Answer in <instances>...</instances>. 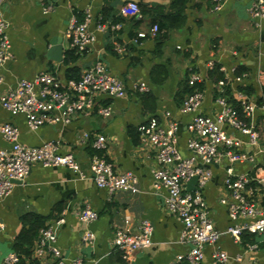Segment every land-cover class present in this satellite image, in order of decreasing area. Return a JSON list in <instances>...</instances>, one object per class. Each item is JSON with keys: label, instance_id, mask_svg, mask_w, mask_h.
Wrapping results in <instances>:
<instances>
[{"label": "crops", "instance_id": "0c3cea01", "mask_svg": "<svg viewBox=\"0 0 264 264\" xmlns=\"http://www.w3.org/2000/svg\"><path fill=\"white\" fill-rule=\"evenodd\" d=\"M127 1L3 0L0 4V14L8 24L6 32L10 42V57L0 69L4 78L0 93L20 79H33L39 72H47L61 81L78 80L97 61L111 74L122 78L127 92L126 96L117 98L97 95L100 105L110 107L109 116L96 111L90 115L76 113L70 124H45L36 129L26 124L23 115L11 116L0 106V122L17 127L21 144L33 147L57 140L58 153L73 155L78 164V169L72 170L66 166L33 163L25 181L15 183L10 194L0 201L3 227L0 231V264L13 251L22 218L31 213L46 217L45 225L52 226L56 234L54 244L65 264H72L76 259L81 260V264H169L188 247L178 242L181 222L163 207L165 191L161 189L155 193L153 190L150 169L156 161L152 151L140 146L138 134L135 135L136 126L152 115L171 111L180 126L179 148L183 155H189L186 123L191 114L180 112L182 100L195 90L202 91L200 112L210 116L218 112L215 103L217 78L206 68L209 60L214 62L215 68H225L221 78L231 79L233 68L236 74L247 72V79L236 86L262 101L264 19L258 26L254 24L248 12L249 0H223L217 11L211 0H188L181 26L162 31V36L157 32L153 37L137 41L134 38L138 31L159 25L161 20L154 10L146 14L140 11L136 17L124 15L122 6ZM137 1L139 6L157 5L163 13L170 11L171 0ZM86 8L91 13L89 29L95 31L96 39L86 52L78 53L69 45L67 28L72 17L83 21ZM176 20L174 18L172 23ZM97 22L107 24V29L97 31ZM115 23L120 29L109 28V24ZM116 46L125 47V53H117ZM159 65L162 66L159 70L151 72ZM193 73L202 75L204 81L189 85L188 79ZM139 82H143L148 91L135 88ZM186 86L191 92L181 98L182 94L178 93ZM227 90L231 92L230 87ZM261 115L264 117V110L258 109L252 118L258 131ZM83 132L90 133V138L80 142ZM228 132L246 143V135L230 128ZM94 134L106 136L105 149L97 151L91 146ZM8 147L0 135V149ZM93 153L104 154L115 169L132 171L137 176L140 191L135 194L115 192L108 197L107 191L92 180L89 158ZM211 168L212 178L202 191L215 228L223 232L218 245L230 255L226 264H264V232L243 231L238 239L224 232L232 224L224 203L230 195L223 184L226 162ZM257 168L264 177L263 153L256 156L254 163L233 165L235 177L246 174L252 178ZM250 187L251 200L264 209V181L255 180ZM189 189L192 190V186ZM57 204H60L59 211L55 208ZM85 205L98 213L96 220L82 222L78 219L76 212ZM124 218L133 222L147 219L153 224L151 243L133 252L128 260H124L112 244L114 229ZM59 219L62 221L57 222ZM86 232H91L93 238L86 239ZM250 245L254 247L249 248ZM213 249L214 246L206 247L203 264H210ZM237 255L242 257L241 261L235 260ZM35 260L39 264L52 262L46 255Z\"/></svg>", "mask_w": 264, "mask_h": 264}, {"label": "built area", "instance_id": "2783aa9c", "mask_svg": "<svg viewBox=\"0 0 264 264\" xmlns=\"http://www.w3.org/2000/svg\"><path fill=\"white\" fill-rule=\"evenodd\" d=\"M3 0H0V4ZM215 11L222 7L223 0H211ZM249 16L256 26L264 19V0H249ZM124 15L136 17L140 13L137 0H128L122 6ZM91 13L88 8L84 11V19L79 22L72 17L67 28L69 45L78 53L86 52L94 43L95 31L89 29ZM7 22L0 14V69L10 57V42L7 35ZM112 30L120 29L118 23L109 24ZM107 24L97 22L96 30L105 31ZM158 32V25H151L146 30L136 33L134 41L153 37ZM114 50L125 53L123 46H116ZM206 68L213 70L214 62H206ZM217 70L224 75L225 68L218 66ZM231 79L224 77L215 82V103L218 112L214 116L200 112L204 94L195 90L188 94L180 104V112L191 114L186 123V147L189 155H183L179 148V122L169 110L159 115H152L136 126L140 146L152 151L156 165L150 169L154 192L165 191L162 196L165 211L176 217L182 224L178 242L187 245L185 253L176 255L169 264H203L205 249L214 246L211 252L210 264H226L230 255L218 245L221 231L217 230L211 218L209 205L203 195L204 186L212 178V166L225 161L226 176L223 184L230 191L224 201L227 214L232 224L225 233L238 239L243 231L251 233L264 232V209L251 200V183L264 181L262 175L257 174L249 178L246 174L235 177L233 165L235 163H254L259 153L264 154V138L252 121L256 110H264V95L261 102L251 94L242 92L238 86L247 79L245 71L235 73L231 70ZM4 78L0 72V84ZM204 77L193 73L188 79L189 85L201 83ZM238 85V86H236ZM227 87L231 88L230 96ZM140 91H148L143 82L135 85ZM126 86L122 78L111 74L104 64L97 61L78 80L61 81L47 72H39L33 79H20L14 86H9L0 93V106L11 116L23 115L26 124L36 129L45 124H70L76 113L90 115L96 111L103 116H109L110 107L100 105L96 97L104 95L108 98L126 96ZM228 128L246 135V143L231 136ZM0 135L9 144L8 148L0 149V201L7 197L15 183L24 182L33 163L43 166H66L72 170L78 169L73 155L59 154L58 141L43 142L39 146H25L19 140V130L9 122H0ZM90 133L83 132L79 141L85 142ZM107 138L103 134H94L91 146L100 151L105 149ZM92 180L99 187L107 191L108 197L115 192L135 194L140 191L137 176L130 170H118L107 161L104 154L93 153L89 158ZM196 178L194 188L187 185L192 178ZM220 201H223L221 199ZM82 222L94 221L98 213L89 205H85L77 212ZM59 219L57 222H61ZM3 229L0 224V231ZM153 224L147 219L133 222L123 219L113 232L112 244L124 260L136 250L151 243ZM86 239H92L93 234L86 232ZM56 234L52 226L47 225L39 231L32 257L41 259L46 255L52 260L50 264H65L59 248L54 244ZM250 245L249 248H253ZM241 261L242 257H234ZM19 255L14 251L4 258L3 264H17ZM72 264H81L76 259Z\"/></svg>", "mask_w": 264, "mask_h": 264}, {"label": "trees", "instance_id": "16d2710c", "mask_svg": "<svg viewBox=\"0 0 264 264\" xmlns=\"http://www.w3.org/2000/svg\"><path fill=\"white\" fill-rule=\"evenodd\" d=\"M188 0H171L170 2V11L163 13L164 11L161 9L160 6H153V7H148L146 5L140 6V11L142 14H146L148 11L154 10L156 13L159 14L160 16V24L158 25V35L162 36L163 33L162 31L166 32L170 28L174 27H179L183 24L184 22V7L186 6V2ZM173 9L175 10L174 13L172 12ZM176 18V22L173 24L172 20ZM162 66H156L151 70V72L155 71L156 69L159 70ZM210 75H216L215 78L220 79L223 74L217 70V67L214 68L211 72ZM71 75H69L70 77ZM72 78V77H71ZM155 77H153V80ZM161 79H159L160 81ZM191 89L188 88L187 86L184 87L178 94H182L181 98H183L186 94L190 93ZM249 92H251L249 90ZM228 97L231 98L230 92L227 91ZM261 121V122H260ZM258 127H259V133H260V139L264 138V117L261 116L258 122ZM136 131V130H135ZM135 135H137V132H135ZM259 168L256 169L255 171V176L257 174H260L258 171ZM60 204H57L55 206L56 210H61ZM62 208V207H61ZM45 220L46 217L38 214V213H31L22 218V227L16 236L14 240V244L12 246V250L19 255V259L17 264H39L35 260V258L32 257V251H33V242L38 239L39 231L41 228L46 227L45 225Z\"/></svg>", "mask_w": 264, "mask_h": 264}, {"label": "water", "instance_id": "95a60500", "mask_svg": "<svg viewBox=\"0 0 264 264\" xmlns=\"http://www.w3.org/2000/svg\"><path fill=\"white\" fill-rule=\"evenodd\" d=\"M195 182H196V178L194 177V178H192V179L189 181V183H188V185H187V188L189 189L191 186H192V188H193V185H194Z\"/></svg>", "mask_w": 264, "mask_h": 264}, {"label": "rangeland", "instance_id": "374dc122", "mask_svg": "<svg viewBox=\"0 0 264 264\" xmlns=\"http://www.w3.org/2000/svg\"><path fill=\"white\" fill-rule=\"evenodd\" d=\"M244 93H247V92H244ZM216 95H218V93H216ZM261 116H262V115H261ZM261 116H260V117H261ZM260 122H261V121H260Z\"/></svg>", "mask_w": 264, "mask_h": 264}]
</instances>
